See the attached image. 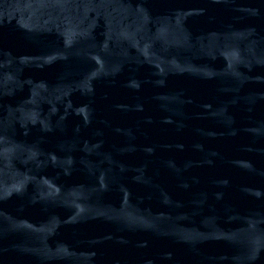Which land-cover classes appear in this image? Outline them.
I'll use <instances>...</instances> for the list:
<instances>
[{
    "label": "water",
    "instance_id": "95a60500",
    "mask_svg": "<svg viewBox=\"0 0 264 264\" xmlns=\"http://www.w3.org/2000/svg\"><path fill=\"white\" fill-rule=\"evenodd\" d=\"M0 264H264V0H0Z\"/></svg>",
    "mask_w": 264,
    "mask_h": 264
}]
</instances>
